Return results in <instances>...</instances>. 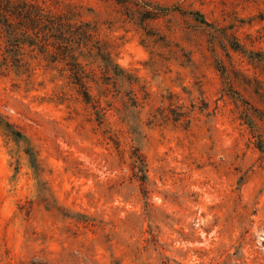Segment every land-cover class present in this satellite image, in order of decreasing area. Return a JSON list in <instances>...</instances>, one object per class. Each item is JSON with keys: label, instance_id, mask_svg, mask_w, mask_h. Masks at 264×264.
<instances>
[{"label": "clouds", "instance_id": "9594fccd", "mask_svg": "<svg viewBox=\"0 0 264 264\" xmlns=\"http://www.w3.org/2000/svg\"><path fill=\"white\" fill-rule=\"evenodd\" d=\"M0 264H264V0H0Z\"/></svg>", "mask_w": 264, "mask_h": 264}]
</instances>
